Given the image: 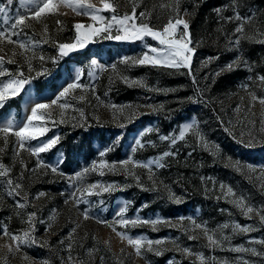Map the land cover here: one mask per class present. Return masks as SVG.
<instances>
[{"label": "rangeland", "instance_id": "rangeland-1", "mask_svg": "<svg viewBox=\"0 0 264 264\" xmlns=\"http://www.w3.org/2000/svg\"><path fill=\"white\" fill-rule=\"evenodd\" d=\"M109 2L118 4V13H131L130 0H109ZM90 3L97 8H102L101 0H90ZM135 3L137 4V15L142 9L152 13L150 23L157 29L175 15L172 10V0H135ZM194 3L213 7L212 10L215 11L212 21L213 30L208 32L198 28L194 33L190 31L189 27L191 39L195 45V53L191 58V64L194 61L195 82L193 79L191 80V89L187 91L181 109L182 113L187 114L186 118L179 125L171 128L167 134H158L155 122L152 121L138 125L135 130L126 135L120 134L117 130L119 124L133 111L126 106L139 105V108L134 109L138 115L150 111L149 105H165L168 100L164 90H168L169 86L154 74V70L159 67H129L120 63L125 56L139 55L145 49L146 44L156 45L157 42L151 37L134 42L101 38L97 42L90 43L86 48L59 59L56 63L46 59L43 66L49 69L50 74L41 76L43 77L42 83L46 84L45 89L41 92H37L35 89V80L41 79V77H35V72L32 73L35 79L30 85L25 86V90L21 91L24 92L21 114L17 116L16 107H11L6 110L7 118H15L17 123H24L25 117L30 115V108L36 102L49 103L54 94L71 78V75H74L77 69L84 68L85 73L80 82L85 85L94 84V90L77 89L66 100L59 101L58 103L67 102L70 107L61 110L54 106L50 110L53 113L52 117H46L45 120L50 130L41 139L59 135L60 140L63 137L70 141L73 170L66 172L60 167V171L67 176H73L86 167L91 168V165L95 163L99 170H90L86 173L83 177V184L112 183L119 187L114 191L103 193L102 196L90 197L88 204L79 206L73 202L65 204L68 194L73 191V184L65 176L54 174L50 169L37 168V157L31 155L27 150L20 151L17 156L15 154L17 141L14 135L9 134L7 144H4L3 137L0 136V148L4 149L0 152V162L11 169L9 176L14 181L19 173L24 171L25 178L22 183L30 202L27 209H16L13 198L7 195V190L3 186L4 178H0V225H6L10 233H17L19 230L27 228V225L22 222L26 219L25 213L36 211L37 223L34 235L41 243L47 242V246L37 243L32 246H23L18 252H9L6 245H14V242L9 237L0 236V264H5V261L7 264H44L45 261H48L49 264H62V261L63 264H69L67 251L69 243H72L71 255L75 260H90L91 264H101L100 257L104 258L103 264H120V262L122 264H224L225 261L227 264H242L243 261H247L249 264H264V255H253L251 251L235 252L231 250L236 247L254 248L258 253H264V244L259 243L264 240V223L260 221L255 211L251 214V218L246 217L240 209L222 197L219 189V184L223 182L232 186L237 196L243 194L247 198L246 203L256 208L264 207V189L261 188L264 179H262L260 171L264 168V131H261L264 128V117H262L264 108L257 102L255 107L249 111L250 97L248 92L241 87V85L247 84L249 90H255L257 95L261 94L256 76L257 74L264 75V43L258 42L259 39H264V36L260 35V33H264V0H180L179 14L189 22V26L190 20L193 18L190 7H194ZM3 7H7L8 11L0 12V27L5 26L3 23L5 17L11 22V18L15 17L18 10L21 12L25 10L23 0H13L11 5H7V0H0V8ZM216 9L222 10L218 14ZM185 10L188 12L187 15L184 14ZM235 12H239L242 17L252 16L251 23L245 25V34L256 35L257 42L242 39L239 48L229 43L230 40H234L236 36L240 35L239 33L233 35L239 21H226L221 17L234 16ZM102 14L110 15L106 11ZM57 20L62 21L63 25H58ZM43 22L47 23L48 35L52 39L49 43H42L36 49L37 57L40 54L45 57H56L57 48L53 41L57 43L72 42L75 35L74 23L81 22L86 25L92 23L89 17L77 15L67 6H61L56 14H48ZM26 23L29 25L24 29V32L27 33L26 38L42 40L43 23L31 18L26 20ZM20 38L25 39V36L21 34ZM13 39L15 40L17 37L14 36ZM13 48L16 51L15 57L12 56ZM22 51L14 45H4V52L0 55L6 54V60L12 58L16 60V63L8 64L6 62L4 65L10 72H16L18 65H23L22 70L25 75H28L25 57L30 56L31 53L21 55ZM238 54L241 55L242 61L247 60L252 65L253 71H248L242 62L241 66L234 70L221 71ZM209 57H218V59L209 61ZM65 59H70V61L64 62ZM92 60H96L106 68L116 63L119 76H126L133 81H144L148 92H138L134 99H124L120 94L124 87L138 86H130L125 83L111 69L104 72L96 70L94 75L89 76V66ZM32 64L37 70L41 67L39 59L33 60ZM58 71L61 73L60 77L54 78ZM223 74L230 75L220 80L219 77ZM110 76L112 77L111 83L109 82ZM249 77L252 79L249 80ZM0 79L6 80L7 77ZM157 92H160L161 95H158ZM198 93H202V97ZM81 96L84 99H80ZM111 105H115L117 108L125 106L123 113L116 111ZM1 110L0 112H5ZM78 110L83 111L86 120L80 116ZM61 111L64 113V122L54 123L61 119ZM193 119L198 122L199 131L207 141V147L192 132H189L190 136L187 133L184 140H177L174 146H170L169 141L159 139L162 135L172 136L175 134L178 136L180 127ZM108 123L115 128L114 133L107 129ZM84 127L88 133L86 137L91 136L95 146V152L87 161L82 158L86 138L82 137L79 131ZM147 128H153L154 131L145 134L142 143L151 140L155 142V147L146 146L133 153L131 149L135 147L134 141L140 138L138 134ZM249 133L259 141L253 147L246 146V142L250 138ZM117 137L120 138V143L114 150L108 151L103 157L99 156L98 153L102 146L112 143ZM36 142L31 141L32 144ZM179 142H182V146L188 149V154L200 150L201 156H209L206 174L202 173L201 176L205 178L201 180L206 187V193L202 197L209 203L206 210H201L198 206H185L183 202L176 203L171 199L170 194L173 192L170 190L169 182L165 180L166 177H162V180H157L154 177L152 168L156 167L155 164H152L151 170H149V168L134 166V163H130L127 167L132 171V175L122 169L120 162L126 159L133 162L151 163L153 158H156L163 163L166 157H162V153L165 151L174 152ZM60 144L59 141L58 145ZM60 150L61 147L51 158L45 153H41L40 159L45 164H55L58 154L62 153ZM235 161H239L245 167L241 171H237L231 166ZM103 162L115 163L117 171H109L107 167L100 169L99 166ZM25 165L27 169H36V171L25 170ZM247 165L253 166L256 171H249ZM101 171L103 175L100 174ZM149 175L153 177L155 184L148 179ZM136 177L140 178L139 182ZM213 181L216 183L215 188ZM40 192H44L46 195L38 200L33 199ZM174 194L178 196L176 193ZM217 196H221V199H217ZM149 197L157 199V203L150 204ZM15 199H21V197ZM101 199L103 204L98 203ZM136 201H138L137 204H135ZM33 204L35 207L31 206ZM125 204H127L126 216L128 218L140 217L148 220L160 218L162 221L170 220L171 224L161 222L155 228L150 223H140L135 227L129 225L126 228L116 225L114 232L112 228L97 222L96 219L84 220L82 217L83 209L87 208L94 217L111 222L116 217L117 211ZM222 209L224 211H221ZM17 211L20 212V215L16 214ZM180 217L185 219L180 221ZM188 217L195 218L197 223L206 222L209 229H216L219 225L227 223L229 227L223 229V234L228 236L229 240L223 241V248L209 247L204 232L201 229H194L187 219ZM39 221H43V223ZM236 223L241 226L251 225L254 230L247 233L234 232L233 225ZM49 224H51V228L48 227ZM77 224L79 227H76ZM73 227H76V231L70 240L68 237ZM117 232L124 233V235H117ZM190 235L197 236L198 239H189ZM128 236H143L146 239L164 241L161 245H153V248L161 249L162 254L155 255L154 252H147L145 248H142V255H137L134 248L127 243ZM219 236L220 233L217 232L216 238ZM61 240H64V244L60 243ZM105 241H108L109 244L106 245ZM94 247L99 248L100 251L89 256L87 250ZM184 248L190 249L192 254L181 251ZM197 254H202L203 260Z\"/></svg>", "mask_w": 264, "mask_h": 264}, {"label": "snow or ice", "instance_id": "snow-or-ice-1", "mask_svg": "<svg viewBox=\"0 0 264 264\" xmlns=\"http://www.w3.org/2000/svg\"><path fill=\"white\" fill-rule=\"evenodd\" d=\"M102 8H97L94 4L90 3V0H23L24 11H17L15 17L11 18V22L9 19L5 17L4 27H0V53L4 52V45H14L19 49L23 50L20 54L24 55L25 53L30 52V56L25 57V63L28 65V75H25L22 70L23 65H18L16 72H10L7 68L4 67L5 63L13 64L16 63L14 58L6 60V54L0 55V78L7 77V79H0V109H4L5 104L9 101L10 98L16 97L21 93L22 90H25L26 85H30L35 77L47 76L49 75V69L44 67V62L47 60H51L53 63H56L59 59L63 57L69 56L71 53L82 50L86 48L90 43L97 42L98 39H109V40H117V41H143L145 37H151L152 40L156 41V45H145V49L137 56H125L121 59L120 63L128 65L129 67L135 66H152V67H160L166 69H175L179 70L181 68H186L190 70L191 67V58L195 53V45H193V41L191 39V33L189 31V22L183 19V17L179 14V6L180 0H172V10L175 13L174 16L170 17L166 24L161 26L159 29L156 28L155 25L150 23L152 18V13L142 9L137 15V4L135 0H130L131 3V13L125 12L123 14L118 13V4L114 2H109V0H101ZM13 0H7V5H11ZM61 6H67L71 8L77 15H84L89 17L92 23H88L87 25L81 22H76L73 25V29L75 35L73 37L72 42H55L54 45L57 48V56L56 57H45V55L40 54L38 57L36 55V49L40 47L42 43H49L52 39L49 33V28L46 22H43L44 18L48 14H56ZM196 7L197 5L194 3L193 5ZM238 6V5H237ZM222 9H216L217 13ZM7 7L0 8V12H7ZM108 12L110 15L105 16L102 13ZM185 15L188 14L187 10H185ZM29 18L35 19L43 23V36L42 40L38 41L33 39H27V33L24 32V29L29 25L26 23V20ZM221 19L226 21H239L237 24L233 35L239 33V36H236L234 40H230L229 43L234 45L236 48H239L241 40H249L252 42H257L258 37L256 35L248 36L245 34V25L251 23L252 16L248 17L240 16L239 12H235L234 16L230 17H221ZM58 25H63V22L57 20ZM21 34L25 36V39H21ZM261 36H264V33H260ZM17 37V39H13V37ZM260 43H264V39H259ZM190 45H193L190 47ZM12 56H16L15 48L12 50ZM35 59H39L41 62V67L39 70L33 67L32 61ZM218 59V57H209L208 60ZM241 62L243 66L247 68L248 71H253L252 65H250L247 60L242 61V57L240 54L237 57L227 64L224 70H234L237 67L241 66ZM90 71L88 72L89 76H92L96 73V70L100 72L108 71L111 69L113 73H115L120 79H122L125 83L130 84V86H138V87H147L144 81L142 80H130L126 76H119V72L117 70L116 63L109 65L107 68L103 64H99L96 60H92L90 62ZM35 72V77H33L32 73ZM85 73L84 68L77 69L74 75H71V78L65 82L55 94L54 97L50 100L49 103H40L36 102L33 107L30 108V115L25 117L24 123H17L15 118L8 119L6 112H0V136L3 137L4 144H7L9 134L15 136L17 141V148L15 150V154L19 156L20 151L27 150L31 155L37 157V168L44 167L46 169H50V171L54 174H58L61 176H65L70 183L73 184V191L68 194V197L65 199V204L69 202H73L76 206L80 204H88L89 198L92 196H102L105 192H111L116 190L119 186L114 185L112 183L103 184V183H93V184H83V177L90 170L96 171L99 170L97 165L93 163L91 168H84L82 171L76 172L73 176H67L62 171H60V165L63 161V154H58L57 161L55 164H45L42 159H40L41 153H46L54 148L60 141V136L55 135L51 138L41 139L45 134L50 130L45 123L46 117H52L51 109L54 106L59 109H67L70 105L67 102L58 103L62 99H65L73 93L75 90H94V84L85 85L81 83V79ZM219 75V73H217ZM195 82V76L192 77ZM249 80L252 78L249 77ZM256 79L260 84L261 94L257 95L255 90H249V86L247 84L241 85V87L248 92V96L250 97L249 102V111L255 107L258 102L259 105L264 108V75L257 74ZM109 82H112V77H109ZM169 91V90H164ZM174 91V90H173ZM199 96L202 97V93H198ZM80 99H84L83 96ZM192 99V98H189ZM113 109L116 111L123 113V109L125 106H120L117 108L115 105H111ZM130 109H133L126 117V122H131L136 116L135 108H139L140 106H126ZM153 112H157L163 108V105L152 106ZM239 110V109H237ZM80 112V116L86 120L84 117V113L82 110H78ZM63 111L60 112L61 119L59 121H54V123H63ZM143 115V113H141ZM262 117H264V113H262ZM35 122V123H34ZM119 127H126V123L119 124ZM154 131L153 128H147L142 131L139 135L140 138H137L134 141L135 147L131 150L133 153L137 151V149H143L146 146L155 147V142L148 140L142 143V138L147 133H152ZM264 131V128L261 129ZM192 132L201 143L207 147V141L205 140L203 134L199 131L198 122L193 119L191 122L184 123L180 129L179 134L167 136L162 135L159 137L162 141H169L170 146H174L177 140H184L187 133ZM243 135V134H241ZM249 139L246 142V146L253 147L259 141L249 133ZM31 141H37L35 144H32ZM244 142V141H242ZM120 143V138H114V141L108 145L102 146L99 151V156L103 157L108 151L114 150V148ZM218 148V146H216ZM4 149L0 148V152ZM177 153L173 151H165L162 153V157L175 156ZM231 160V158H229ZM122 165V169L126 171L129 175H132V171L128 169V165L130 163H134V166L145 167L151 170L152 164H155L156 167L163 168L165 164L161 163L160 160L153 158L151 163L149 162H133L130 160H124L120 162ZM232 167H234L237 171H241V169L245 166L241 165L239 161L232 162ZM107 167L109 171L115 172L117 171V165L115 163L107 164L103 162L100 164L99 168ZM249 171H256L255 168L251 165L246 166ZM25 170L30 172H35L36 169H27L25 165ZM10 168L6 167L2 162H0V178H4V187L7 190V195L12 197L14 200V206L16 209H27L30 206L29 196L27 191L24 189V185L22 181L24 180V171H21L19 175L15 178V181L9 176ZM262 179H264V168L261 170ZM103 175V172L100 173ZM139 182V177H136ZM149 180L153 181L155 184V180L153 177L149 175ZM201 179H205L201 177ZM211 179V178H208ZM162 183V181H161ZM213 187H216L215 181H213ZM261 188L264 189V183L261 184ZM220 192L222 193V197L228 202L232 203L236 208L240 209L241 212L248 218H251V214L255 211L259 216V219L262 223H264V207L256 208L253 205L246 203V197L243 194L237 196L233 187L227 185L223 182L219 184ZM149 190V189H145ZM23 193V195H22ZM46 193L40 192L35 195L33 199L38 200L40 197L45 196ZM16 197H21V199H15ZM170 198L173 199L176 203L182 202L181 197L176 196L174 193L170 194ZM217 199H221V196H217ZM98 203L103 204V200L101 199ZM35 207V205H31ZM221 211H224L223 209ZM127 213V204L122 206L116 214V217L113 221L109 222L106 220H101L99 217H94L90 210L85 208L82 211V217L84 220L88 219H96L97 222L107 225L112 228V230L116 231V225H120L123 227H128L129 225L135 227L140 223L143 224H151L155 228V226L161 222L171 224L170 220L162 221L160 218H154L151 220L142 219L140 217L136 218H128L126 216ZM17 215H20V212L17 211ZM26 219L22 220L23 223L27 225L26 229H21L17 233H10L8 227L6 225H0V236L9 237L13 244L6 245L9 252L20 251L23 246H32L37 243H41L35 237V227L37 223V212L31 211L26 212ZM54 218V217H53ZM185 218L180 217L179 220L183 221ZM194 229H201L207 240L208 246L211 248H223V241L229 240L228 236L223 234V229L228 228L229 225L227 223L219 225L216 229H209L207 227L206 222L197 223L196 219L193 217L187 218ZM43 223V221H39ZM51 228V224L48 225ZM76 227H79L77 224ZM76 227L71 229L69 234V239H72V234L75 233ZM253 227L251 225L241 226L238 223L233 225V231H241L247 233L249 231H253ZM219 232V238H216V233ZM117 235L123 236L124 233L117 232ZM189 239H198L197 236L190 235ZM61 244H64V240L60 241ZM106 245L109 244L108 241L104 242ZM128 245L132 246L137 255H142V248H145L147 252H154L155 255H161L162 250L159 248H153V245H161L164 243L162 240H151L146 239L143 236L127 237ZM259 243L264 244V240L259 241ZM41 246H47V242L41 243ZM83 247V245H80ZM110 250V248H109ZM235 252H247L251 251L253 255H264V253H258L256 249H246L243 247H236L231 249ZM68 261L69 264H91L90 260H75L72 255V243L67 245ZM99 248H91L88 249V255L91 256L95 252H99ZM123 251V250H122ZM181 251L192 254L191 250L188 248L181 249ZM199 255V258L203 260L202 254ZM27 258V257H25ZM103 257H100L101 264H103ZM7 264V261H5ZM44 264H49L48 261H45ZM63 264V261H62ZM122 264V262H120ZM224 264H227L225 261ZM242 264H249L247 261H243Z\"/></svg>", "mask_w": 264, "mask_h": 264}, {"label": "trees", "instance_id": "trees-1", "mask_svg": "<svg viewBox=\"0 0 264 264\" xmlns=\"http://www.w3.org/2000/svg\"><path fill=\"white\" fill-rule=\"evenodd\" d=\"M212 6L207 5H197L196 7H190L191 12L193 13V18L190 20V31L194 32L200 28L202 31H212V21L215 15V11L212 10ZM195 15V16H194ZM206 43V42H205ZM208 47V44L206 43ZM70 59H65L64 62H69ZM154 74L159 80H162L166 83L169 91H166L168 100L163 108L157 112H153L152 108L150 111L139 113L134 117L131 122L124 121L126 127L117 128L118 132L122 135H126L129 132L136 129L138 125L145 123L146 121L155 122L156 132L158 134H167L176 125H179L187 116V114L182 113L181 109L183 108V102L186 98L187 91L191 89V80L194 76V61L191 64L190 70L186 68H181L179 70L175 69H166V68H157L154 70ZM60 71L56 72L54 78L60 77ZM228 75H220V80H223ZM43 77L41 79L35 80V89L37 92H41L45 89L46 84L42 83ZM174 90V91H173ZM154 91V90H153ZM124 99H134L136 93H147L148 90L145 87H124L120 91ZM190 92V91H189ZM158 95H161L160 92H157ZM24 92H21L16 97H12L5 104L3 111L6 112L11 107H16V115L21 114V102L23 99ZM158 106V105H153ZM1 110V111H2ZM107 129L114 133L116 130L113 128L110 123H108ZM87 129L81 128V136L86 138L85 144L83 145V155L82 158L84 161L90 159L92 154L95 152V146L93 143V138L87 136ZM103 134V132H102ZM189 136L191 133H188ZM61 144L56 145L50 151L45 154L51 158L59 151L61 147V152L63 153V161L60 165L64 171L69 172L73 170L72 164V155L70 152L68 139L63 137L60 140ZM178 147H175L174 152L177 153L175 156L166 157V160L163 162L165 167L152 168L154 177L157 180H162V177H166V181L169 182L170 190L173 193H176L181 197L182 202L185 206L192 205L198 206L201 210H206L209 206L207 200L202 196L206 193V187L201 180L202 173L206 174L207 166L209 163V156H201L200 150H195L188 154V149L182 146V142L177 144ZM151 152V151H148ZM167 190V189H166ZM138 201L135 202L137 204ZM150 204H156L157 199L149 197Z\"/></svg>", "mask_w": 264, "mask_h": 264}]
</instances>
